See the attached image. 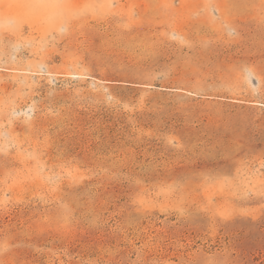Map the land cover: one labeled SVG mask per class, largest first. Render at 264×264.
<instances>
[{
	"label": "rangeland",
	"instance_id": "rangeland-1",
	"mask_svg": "<svg viewBox=\"0 0 264 264\" xmlns=\"http://www.w3.org/2000/svg\"><path fill=\"white\" fill-rule=\"evenodd\" d=\"M0 264H264V0H0Z\"/></svg>",
	"mask_w": 264,
	"mask_h": 264
}]
</instances>
